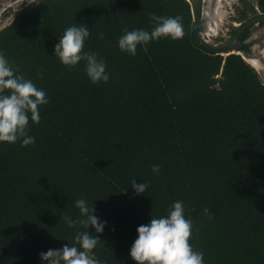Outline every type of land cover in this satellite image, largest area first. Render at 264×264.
Returning a JSON list of instances; mask_svg holds the SVG:
<instances>
[{
	"label": "trees",
	"instance_id": "obj_1",
	"mask_svg": "<svg viewBox=\"0 0 264 264\" xmlns=\"http://www.w3.org/2000/svg\"><path fill=\"white\" fill-rule=\"evenodd\" d=\"M152 14L181 16L183 38L121 52L122 30L150 32ZM74 24L91 31L83 50L105 61L108 82L55 58ZM193 26L186 0H41L0 31V51L49 100L38 124L29 114L35 143H0V264H43L41 252L71 246L86 229L60 217L79 219L80 198L106 221L88 229L101 264H134L136 229L177 201L203 264H264V84L239 55L203 50Z\"/></svg>",
	"mask_w": 264,
	"mask_h": 264
},
{
	"label": "clouds",
	"instance_id": "obj_2",
	"mask_svg": "<svg viewBox=\"0 0 264 264\" xmlns=\"http://www.w3.org/2000/svg\"><path fill=\"white\" fill-rule=\"evenodd\" d=\"M150 19L155 24L150 32L144 29L122 30L124 34L118 39L121 52L135 56L138 45L146 46L161 37L179 40L185 35L181 16L163 17L152 14ZM90 35L91 31L84 24L66 28L59 37V43L54 46V56L69 68L83 61L85 74L92 84L106 83L110 76L106 71L105 61L98 59L97 53L83 50ZM99 38L103 39L104 34L100 33ZM19 72V66L13 67L0 51V143L12 144L20 140L21 146H28L35 143V138L28 134L29 114L31 121L38 124L39 107L49 103V100L43 90L38 89ZM151 171L159 174L160 166L154 165ZM135 181L130 184L134 193H145L147 183L137 184ZM75 207L79 210V219L74 220L67 214L60 219L69 228L79 225L86 231H78L71 246L66 243L61 248L41 252L39 258L43 264H101L92 253L102 241L88 229L91 227L95 233L100 234L106 221H100L94 215L93 203L90 206L83 198L76 200ZM204 215L211 219L208 208L204 209ZM136 232L137 238L129 252L134 264H203V253L194 250L189 243L192 221L185 218L181 201L172 204L166 216L150 218L149 223L140 225Z\"/></svg>",
	"mask_w": 264,
	"mask_h": 264
},
{
	"label": "rangeland",
	"instance_id": "obj_3",
	"mask_svg": "<svg viewBox=\"0 0 264 264\" xmlns=\"http://www.w3.org/2000/svg\"><path fill=\"white\" fill-rule=\"evenodd\" d=\"M40 1L41 0H0V31L11 24L19 14L28 11ZM257 2L258 0H224L221 7L218 9L217 0H203L202 9L205 13L210 12L209 14H211V17L202 19V38L212 45L220 44L227 40L233 33L236 25L254 15L250 12L249 7H252L255 13L260 12L257 8ZM217 12H219V15ZM206 23H210L213 27L214 31L211 35L212 37H203L205 33L204 25H206ZM246 47L248 54L261 63L262 69L257 70L251 67L246 62V59L245 62L258 74L261 82L264 84V59L259 56V53L264 49V21L249 29Z\"/></svg>",
	"mask_w": 264,
	"mask_h": 264
},
{
	"label": "water",
	"instance_id": "obj_4",
	"mask_svg": "<svg viewBox=\"0 0 264 264\" xmlns=\"http://www.w3.org/2000/svg\"><path fill=\"white\" fill-rule=\"evenodd\" d=\"M190 5V10L193 19V38L195 43H197L203 50L214 54L219 55L223 58L227 57L231 54L239 55L244 61L246 59V55L242 51L241 47L242 44L240 39L238 38L239 35L245 30L254 25H258L264 21V13L257 12L255 15L250 17L249 19L245 20L242 23H239L235 26V29L231 36L223 41L220 44H209L206 42L202 36V1L203 0H186Z\"/></svg>",
	"mask_w": 264,
	"mask_h": 264
},
{
	"label": "bare ground",
	"instance_id": "obj_5",
	"mask_svg": "<svg viewBox=\"0 0 264 264\" xmlns=\"http://www.w3.org/2000/svg\"><path fill=\"white\" fill-rule=\"evenodd\" d=\"M233 1V0H232ZM224 2V0H217V7H218V9L221 7V4ZM230 5V4H229ZM207 12V11H206ZM212 12V11H211ZM210 13V12H209ZM208 12L207 13H205L204 12V10H203V17L206 19H208V18H210L211 16V14H209ZM219 12H217V14H218ZM214 14V13H213ZM219 15V14H218ZM220 17V16H219ZM215 18H216V16H215ZM213 19V18H212ZM216 21V20H215ZM218 22V21H217ZM205 26V33L203 34V37L205 38L206 36H211L212 34H213V27H212V25L210 24V23H206V25H204ZM215 26V25H214ZM216 31V30H215ZM216 33V32H215ZM214 33V34H215ZM212 37V36H211ZM215 37V36H214ZM259 56H261L263 59H264V49L261 51V53H259ZM246 62L247 63H249V65H251V67H253V68H255V69H257V70H261L262 69V65H261V63L257 60V59H254V58H252V56H251V58H248V57H246Z\"/></svg>",
	"mask_w": 264,
	"mask_h": 264
},
{
	"label": "flooded vegetation",
	"instance_id": "obj_6",
	"mask_svg": "<svg viewBox=\"0 0 264 264\" xmlns=\"http://www.w3.org/2000/svg\"><path fill=\"white\" fill-rule=\"evenodd\" d=\"M203 2V1H202ZM255 15V14H254ZM204 17H203V9H202V19H203ZM237 26V25H236ZM252 27V26H251ZM251 27H249V28H246L245 30H243V32L239 35V39H240V42H241V44H242V47H241V49H242V51L244 52V49L246 48L247 49V47H246V42H247V36L246 37H242V36H244L246 33H248L249 32V29L251 28ZM261 53V52H260ZM244 54L249 58V57H251L248 53L246 54L245 52H244ZM262 58V57H261ZM249 64V63H248ZM251 66V65H250Z\"/></svg>",
	"mask_w": 264,
	"mask_h": 264
}]
</instances>
